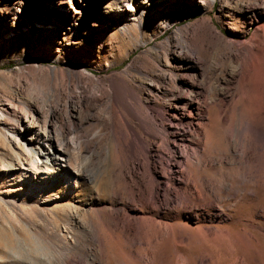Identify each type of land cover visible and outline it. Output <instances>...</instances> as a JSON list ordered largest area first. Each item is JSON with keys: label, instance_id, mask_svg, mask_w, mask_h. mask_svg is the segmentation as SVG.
<instances>
[{"label": "rangeland", "instance_id": "rangeland-1", "mask_svg": "<svg viewBox=\"0 0 264 264\" xmlns=\"http://www.w3.org/2000/svg\"><path fill=\"white\" fill-rule=\"evenodd\" d=\"M213 1L200 0L199 5L186 1L164 11L154 0L148 5L135 0H82L83 19L71 21L72 2L62 8L65 0H57L56 5L44 0H0V264H62L66 257L82 264L78 261L82 253H98L106 264H182L183 258L193 262L202 254L214 256L211 264H231L240 256L250 264L264 262V187L256 184V167L250 182L245 184L241 178L248 171L247 156L258 163L260 152L245 138L241 151H231L233 138L228 134L249 119L263 120L262 108L255 110L244 71L256 52H248V47L259 48V37L264 35V0ZM121 4L127 12L118 10ZM188 56L200 58L199 63ZM262 78L259 102L264 107ZM113 80L122 81L132 93L136 111L144 115L145 105L149 107V125L138 115L129 119L136 143L130 159L118 152L109 130L124 126L121 107L112 102ZM186 97L209 104L203 107V120L192 118L188 125L171 114L176 108H188L183 103ZM72 103L82 109L80 118L71 114ZM62 110L67 117L61 116ZM31 122L39 123L40 133L47 137L72 128L69 137L89 139L105 153L112 147L111 155L89 166L95 182L56 174L34 185L32 167L20 168L18 160L24 156L17 154ZM139 125H146L147 131L140 132ZM176 125L186 130L190 126L191 148L201 146L198 134L202 132L211 155L224 156L221 168L210 166L209 161L203 171L193 169V177L222 179L225 187L220 194L206 178L205 183L210 199L222 205L218 220L231 217L229 223L220 224L230 231V243H199L197 229L185 226H194L188 209L179 214L155 212L157 223L165 218L173 223L170 237L160 234L154 223L137 232L132 229L134 220L127 222L125 231L121 228L125 220L111 211L114 205L141 216L151 209L130 200L125 176L132 169L140 171L146 162L166 172L169 139ZM244 148L249 151L245 159ZM184 173L179 177L186 183ZM230 182L232 190L226 187ZM164 187L165 196L173 198L172 184ZM245 188L258 191L245 196ZM110 190L116 195L111 197ZM170 201L157 204L174 207L176 200ZM64 204L69 205L66 212L61 209ZM197 212L201 218L210 217L203 208ZM245 232L252 237L250 245L239 239ZM179 233L188 239L184 245L177 242ZM98 237L102 247H95Z\"/></svg>", "mask_w": 264, "mask_h": 264}, {"label": "bare ground", "instance_id": "bare-ground-1", "mask_svg": "<svg viewBox=\"0 0 264 264\" xmlns=\"http://www.w3.org/2000/svg\"><path fill=\"white\" fill-rule=\"evenodd\" d=\"M126 1L129 2L131 0H123V3ZM150 1L152 0H135V2H139L147 5ZM154 1L159 2L160 3L159 6L162 9H164V11L174 8L176 5L186 1L195 5H199V2L197 3L196 0H154ZM129 4L131 5L133 3H129ZM124 6L125 4H121L118 7L120 9L118 10L127 12V8ZM78 9L80 10H78L77 12L83 13L84 11L83 8H82L83 10L81 8ZM259 38H260L259 48L248 47V52L253 53V50H255L256 52L250 58L251 60L245 68L244 75H245V80L247 81L249 92L253 93V95L251 94V97L253 99L255 98L254 100L256 102L255 110H259L260 108H262L261 112L264 113V107L262 106L263 104L259 102L260 90L263 82L262 77L264 76V35L260 36ZM187 59L191 60L197 65L199 63L198 59L200 58L196 59L188 56ZM232 75H236V73L233 72ZM110 90L112 91L113 94L112 102L116 103L121 107L120 113L124 121V126L120 127L119 130L116 129L114 126H112L109 128V130L111 132L113 141L116 142L118 145V152L123 154L125 153L126 156L130 159V157L133 156L134 151L136 149V143L133 139L134 132L131 130L132 128L129 127L130 126L129 119H134L138 115L140 116V118H142V120L146 125H149L151 123L149 107L147 104L145 105L147 112H145L146 114L144 115H142L141 112L136 111L132 102L130 101L133 98L132 93L128 91V89L126 88V86L123 84L122 81L113 80ZM183 103L186 106H188L187 109L176 108V111L171 112V114H173L176 118L185 120L186 123H188V125L192 124V122L189 121L192 118H197L198 120L204 119V116L202 115L203 107L204 108L209 107V104L206 101H202V102L200 100L191 101L189 100L188 97H186V99L184 98ZM70 112L71 114L75 115L78 118H80L82 115V109H80L74 103H72L71 105ZM61 113H62L61 115L62 117L63 116L67 117V113H65V111ZM262 116H263L262 121L254 122L253 120L249 119L248 121L245 122L246 124L244 126L235 127V128L232 127L233 129L228 130V134L233 138L230 144L231 151L236 153H238L239 150L241 151L240 142L241 140H243V138H245V139H249V142L253 146H256L258 151L260 152L257 157L258 158L257 159L258 163H257L256 161L253 160L251 155L252 153L250 154L251 157L247 156L248 158L246 159L244 158L245 151H248L244 148V150L242 151V157L244 156L243 159H245L244 161V164L246 165L245 170L247 171L248 169V171L243 173L241 176L243 183L246 184L250 182L251 178L249 177V175L253 170V168L256 167L257 178H258L256 184L260 187H264V115ZM219 119L221 120L224 119L222 116L221 107L219 110ZM32 124L33 122H31L30 125L28 124L26 128L27 131H25L23 140L20 143L21 151L18 152L17 154L24 156L23 157L24 159L20 157L21 159L18 160V165H20V168H24V166H22L23 164L24 165L30 164V166L32 167L33 169L32 172L35 175L34 180L36 182V183L34 182V185H36L39 180L45 177L46 178L54 177V175L56 174L72 175V177H74L73 175H75L76 178L90 179V182L93 183V181L95 182V180L89 172L90 167H92L90 165L95 163V161L97 160L100 161L101 158H105V155L107 153L111 155L113 152V148L110 147V148H106L107 152L105 153L104 150H102V148L99 145L93 143L89 139L83 140L75 135L69 137L68 136L69 134L74 133V130L72 128H69L67 130L62 128L59 130V132H56L55 134H49L47 137L46 133L45 134L40 133L39 129L41 125L39 123H35L34 125ZM146 125L138 126L140 132L147 131ZM189 130H190V126L186 130L185 128L183 129V127L180 128L176 125L174 127V130L171 131V135H170L171 139H169L170 142L168 144L170 158L168 159V163H167L168 170L166 172H159L158 170L155 169L153 163L146 162L143 164L141 168H139L140 171H135L132 169L131 171H129L130 173L129 176L128 177L125 176V180H126L125 182L126 184L129 185L127 186L130 189V194H129L131 196L130 200H132L133 203L136 202L138 203V205L140 204L144 208H151V209L142 211L143 214H141V216H138L135 213H130V211L125 207H115L114 205H111L110 207L111 211L112 212L113 210L116 211V212L114 211L115 212L114 216L117 219L122 218L123 220H125L126 224H122L121 226V228L124 229L125 231H127V228H129L127 222L134 220L133 223L134 227L132 229L136 230L137 232L147 227L149 223H154L157 224L156 226L159 228L158 230L160 234H162L163 236L165 235L170 237L174 234L173 223H171L168 220V218H165V221H159L157 223L155 220V216H156L155 212L160 210L164 214H169V212L175 211L176 213L179 214L180 212L188 209V212H190V216L194 218V224H193L194 226L190 225L192 226L190 227L188 224H186L185 226H188L189 228L192 229H197L196 234H198L199 239L197 241L199 243H201L202 245H207L209 241H214V242L220 241V242L230 243L232 241L231 238L232 235L230 231L227 228L221 227L220 224L226 222L229 223L231 217L224 216L222 220L219 221L217 216L220 215L221 217L223 215V213L219 211L222 209V205L218 204L217 202L214 203V201L210 199L211 196H209L207 193V188L209 186V184H206L208 183L207 181H209L211 188H213L214 191H217L218 194L224 192L223 188L225 186L222 183V179L220 178L213 181L209 179L206 175L193 177V169H198L199 171H203L204 169L203 167L206 166V164L209 161L211 163L210 166L213 167L216 165L221 168V164H223L224 156L211 155V152L207 150L205 146L206 143H205V139L202 137V132L198 134L199 142L201 146L198 144V148L196 149L191 148L190 145L187 143V138L190 133ZM30 138L33 139L30 140ZM34 143H36L37 145L35 146ZM147 151L148 150L146 149L145 152ZM250 152H252V150ZM59 160L64 162V164H60ZM226 160L229 161L230 158L228 159L226 158ZM255 162L257 163L256 165ZM183 171H185V173ZM180 173H184L186 175L187 178L186 183L184 180L180 179L179 177ZM44 174L46 176H44ZM162 177H164L165 179L162 180L161 179ZM205 178L207 179V181ZM131 181L134 185H136V188L133 187L134 185L132 186L130 184ZM169 183H171L172 187L175 188L174 190L175 198L174 197L172 198L171 196L170 198H167V196H165L164 192L166 189L164 186L165 184L169 186ZM43 187H45V185H42V188ZM226 187L232 190L234 187L233 182H230L229 185ZM257 191H258L257 189L247 191L245 188L243 190V193L245 196L248 194L255 196ZM109 193L111 197L116 195L114 190H110ZM153 193L154 195H152ZM165 199L166 200L169 199V201L175 199L176 205L174 207H161L159 204H157L159 201H163ZM185 200H187L186 201L187 203H191L190 206L189 204L187 205V203L185 204ZM194 200L196 201V203L194 202ZM192 201L193 203L196 204L195 206H193ZM197 202H203V204H197ZM166 205H169V203H166ZM199 208H203L210 212L209 219L201 218V214L197 212ZM61 209L64 212H66L69 209V205L64 204L61 206ZM216 211H219L218 214L213 213ZM202 223H205L207 225H201ZM99 238L100 237H98V239L94 241V243H96L95 247L103 246L102 241ZM195 238H196L195 235H191L192 240H194ZM239 239L243 240L248 245H250L252 237L249 233L245 232L239 235ZM187 240L188 239L185 238V235L182 233H179V235L177 236V242L179 244L184 245ZM234 242H239V240L238 239L234 240ZM78 261L82 264H106L105 261L101 258V256L98 255V253L96 254L93 253L91 255L89 254L86 255V253L85 254L82 253ZM215 261L216 260L213 255L202 254L197 258L196 261L193 262L183 258L182 264H205V263L211 264L214 263ZM257 262H259V264H264V262H262L261 260H257ZM62 264H78V262L77 261L73 262L72 258L66 257L62 261ZM231 264H250V263L246 262L244 256H240L238 258H235V261Z\"/></svg>", "mask_w": 264, "mask_h": 264}, {"label": "snow or ice", "instance_id": "snow-or-ice-1", "mask_svg": "<svg viewBox=\"0 0 264 264\" xmlns=\"http://www.w3.org/2000/svg\"><path fill=\"white\" fill-rule=\"evenodd\" d=\"M44 2H51L52 4L56 5L57 0H44ZM69 2L75 3V7L71 8V11L68 13V15L71 17V21H78L82 20L83 16L80 12H77L76 9L81 7L82 0H65V4L61 6L62 8H67L69 6ZM86 2V0H84ZM102 3H108L109 0H101ZM198 3L199 0H196ZM44 26H40L39 30H43Z\"/></svg>", "mask_w": 264, "mask_h": 264}]
</instances>
